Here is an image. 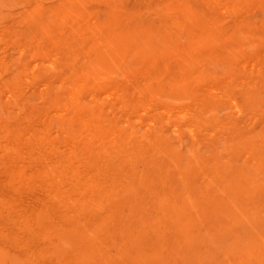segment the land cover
Returning a JSON list of instances; mask_svg holds the SVG:
<instances>
[{
    "label": "bare ground",
    "instance_id": "bare-ground-1",
    "mask_svg": "<svg viewBox=\"0 0 264 264\" xmlns=\"http://www.w3.org/2000/svg\"><path fill=\"white\" fill-rule=\"evenodd\" d=\"M162 1L151 29L124 0H35L20 10L28 40L38 31L49 39L34 54H64L37 76L0 59L9 73L0 76V264H264V79L242 91L246 123L218 117L229 85L203 88L193 63L218 49L233 68L242 50L215 49L211 21L198 17L191 32L190 10ZM100 2L96 20L89 9Z\"/></svg>",
    "mask_w": 264,
    "mask_h": 264
},
{
    "label": "rangeland",
    "instance_id": "rangeland-1",
    "mask_svg": "<svg viewBox=\"0 0 264 264\" xmlns=\"http://www.w3.org/2000/svg\"><path fill=\"white\" fill-rule=\"evenodd\" d=\"M31 1L32 0H0V56H1L0 59H2L5 63L7 62L6 64H8V66H10V69H11V71L13 73L16 72V71H20L23 68V67H21L19 65H25L26 64L24 71H26L30 76L31 75L37 76V75H40V74H48V71L45 69V65L47 66L48 61L50 59H52L53 57H55L54 54H57L56 57L60 58L64 54V51L60 50V49H58V50L54 49V50L50 51V53L47 54V55H40V53H37V54H39V56H38L37 54H34L33 48L36 47V46H39L43 50L46 46H48L49 39L46 38V37H42L41 38V34L38 31L35 34V37L32 40H28L29 39L28 37L30 35V30L31 29H24L25 26H26L24 21H18L16 19H18L22 15V13L19 14L21 12L20 10L24 11V10L30 8V6L34 5V3H36V2H40L42 4L48 5V4L54 3L56 0H36V2H35V0H33L32 2ZM211 1L212 0H195V2H194V0H175L174 1V5H176L177 8H183V9L185 8L186 11L190 10L189 12L191 14V17L190 16L186 17V24H187V27H188L187 29L188 30L191 29L190 30L191 32H193V31L195 33L196 32L197 33L200 32L199 29H198V27H199L198 25L199 24L196 25V23H200L199 22L200 19L198 17L201 16L200 18L208 19L209 22L211 21L210 22L211 23V27H209L208 28L209 30L207 29V31H205V32H207L206 34H208V36L206 38L208 40V43L211 44V45H214L216 43L214 45L215 49H216L218 44L219 45H226V46H230L232 44L230 47H227V49H230V50H232L231 47H233V49H235L236 48V47H234L235 45L239 46V48H241L242 55L239 58L240 62L233 68H232L231 65L228 66L227 63H225V64L222 63V62H224L223 61L224 58H222V57H225L226 53H224L223 51H218V49H217V50L212 51L211 54L209 53V51H204V53H203L204 58L198 59L197 62L193 63V67H194L193 70L198 75L200 74V77H202V78L205 77L206 78V79L204 78L205 79V83H203L204 84L203 88H212L213 86L217 87V85H219V87H220V86L223 85L222 83H228V85H229L228 91L230 92V96L232 95L231 96L232 99L229 100V101H225V103L223 105H225V104L226 105L224 107H223V105H221L222 108L219 106L216 109L215 113H216V115L218 117H223L224 114L225 115L229 114V115H231L233 117L235 116L234 118L235 119L237 118L238 121L240 122V124L243 125V123H246L245 119L247 120V118L250 117L249 116L250 113H248L247 112L248 110L245 109L246 107L244 105H246V104H245V102L243 100L244 98L242 96V91H244V89L247 90L249 88L254 89L256 86H257L256 88H257L258 91H259V86H260V90H261V83L258 82V81L260 79H264V76H261V75H264V70L261 69V68H264V67H262V66H264V59L261 58V57H264V51H261L262 49H264V40H262V38H264V34H262V33H264V31H262V30H264V8H262V7H264V0H248V1L247 0H240V1L239 0H235V4L236 5H234L235 8H234L233 11L230 8H227L225 10L222 7V5L224 6L226 3H229V5L231 6V3H232V2H230L231 0L230 1L226 0L227 2L224 0V3H223L222 0H216L215 2H211ZM237 1H239V2H237ZM245 1H246L247 5L245 4ZM215 3H216V5H215ZM259 3L261 5H259ZM124 5L129 7V8H132L133 11H138L140 13V16H141V19H142V27L149 28V29L154 28L156 25L158 26L160 24V22H161L160 20H162L158 16V14L156 13L155 8H160V11L159 10L158 11L161 12V13H163L164 9H165V7H162L164 5V2L162 0H124ZM241 5L243 7H245V8H242ZM257 6H258V8H256ZM241 9L243 11L240 12L239 10H241ZM89 10L92 12L93 17L96 20H100V19L102 20L104 18V16H105V13H106V7H105V4L103 2L91 5ZM193 11H195V12L193 13ZM228 13H229V15H227ZM248 13L250 14L249 17H248ZM233 15H235V16H233ZM244 15H246V16H244ZM178 16L180 18V21H184L185 20L184 16H182L180 13H179ZM193 17H194V19L197 17L196 18L197 20L195 19V20L191 21L193 19ZM227 18H229V19H227ZM239 19H240V21H239ZM188 21L190 22V24H189ZM215 21L218 23V24L216 23V26H215ZM192 22L194 23V25H193ZM14 25H17V26H14ZM189 25H190V27H189ZM231 27H233V28H231ZM210 28H211V30H210ZM254 28H257L258 30L254 29ZM174 29H176V28H174ZM216 29H217V31H216ZM26 30L29 31V32L27 33ZM255 30H257V31L260 30V31L257 32ZM212 31L213 32L216 31V32H214V35L215 34H217V35L214 36ZM236 32H237V36L238 35L240 36L239 40H236L237 36L235 38L234 37L227 38L230 33L233 34V33H236ZM209 33H210V36H209ZM251 33H253V34H251ZM22 34H25L26 37L22 36ZM176 35L179 36V37L181 36L180 39L182 41H186L187 40L186 32H182V31L178 32L176 30ZM219 35H221V36H219ZM257 35H259V36H257ZM222 36H223L224 39L221 38ZM252 36H257V38L256 37H252ZM253 38H254V41L256 39L255 42L253 41ZM15 39H17V40H15ZM11 40H14V41H11ZM227 41L229 42L230 45L228 44ZM13 42H16V43H13ZM224 42H227V43L224 44ZM221 43H223V44H221ZM234 43H236V44L234 45ZM15 44H16V46H15ZM246 45H247L248 48H250L249 49L250 51L248 50V48H246ZM12 46H14V47L12 48ZM260 47H262V48H260ZM257 51L260 52L261 54L259 55V53ZM252 52H254V53L256 52V55H254V53L252 54ZM206 54H207V56H206ZM208 54H210V56ZM223 54H225V55H223ZM2 55H3V57H2ZM221 55H223V56H221ZM32 56L35 58V61H34V58ZM215 57H216V59H215ZM217 57L219 58V60H217ZM248 57H249V59H248ZM220 60H222V62ZM259 60L262 62V65H261ZM256 61H257V63L259 62V64H257ZM218 62H221V64L218 63ZM250 62L253 65H250L251 64ZM248 63H249V65H248ZM40 64H43V65H40ZM226 64H227L228 68L225 67ZM241 64H242V66H241ZM11 66H13V67H11ZM247 67L248 68L250 67V69H248ZM251 67H252V69H251ZM224 68H227L228 70H225ZM238 68H239V70H237ZM212 70H215V71H212ZM259 70L262 71V72H260ZM206 71L207 72L210 71V72H208V74L211 73V75L210 74L209 75L206 74L207 73ZM223 71H224V74H223ZM216 72L219 73V74H217ZM252 72L255 73V74L258 73L257 76L254 75V74L252 75ZM214 73H216V74H214ZM8 74H9L8 72H6V71L2 72L0 70V76L7 77ZM222 74H223L224 78L222 77ZM233 74L234 75L237 74L236 77ZM250 74L253 77H251ZM259 76H261V77H259ZM217 77H219V78H217ZM211 79L213 80V82H212ZM253 79H254V81H253ZM227 80H230V81H227ZM240 80H242V81H240ZM256 80H257V82H255ZM142 81H143V79H142ZM233 82H234V84H233ZM206 83H208V84H206ZM257 83H259V84H257ZM25 84L26 83L24 82L23 85H25ZM245 84H247L248 87ZM248 84H251V85H248ZM262 87H264V86H262ZM262 90H264V88H262ZM239 93H240L241 97H240ZM262 95H264V94H262ZM238 96H239V98H238ZM240 98L242 100H240ZM38 102H39L38 99H36L34 96L28 97V103L29 104L38 103ZM242 102H244V105L241 104ZM236 104H238V105L240 104V105L243 106L241 108V110H242L241 112H237L238 109H236L237 107L234 106ZM227 106L231 107V109L228 108ZM223 108L225 110H223ZM243 109L246 110L245 113L247 112L244 116L248 115L249 117L247 116V118L245 117V118L241 119L240 117H244L243 114H242V113H244ZM259 113H257V115ZM236 114H237V116H236ZM257 115H256V117L259 116L258 118L262 117L260 115H258V116ZM261 115H262V113H261ZM144 117H145V115H144ZM243 119H244V122H243ZM249 121H250V119H249ZM168 135H170L171 138L175 141V143H177L176 142V140H177L176 135L172 131H169ZM206 137L210 138L211 136L210 135H206ZM188 140H189L188 136H186L185 139H183V143L184 144H182V146L180 147V148H182V150L186 149L185 145L188 143ZM202 150H205V152H207V154H210L209 152L213 151L211 146L202 147Z\"/></svg>",
    "mask_w": 264,
    "mask_h": 264
}]
</instances>
